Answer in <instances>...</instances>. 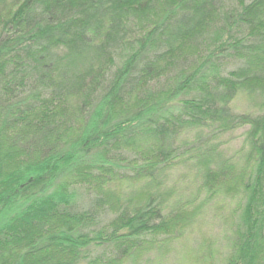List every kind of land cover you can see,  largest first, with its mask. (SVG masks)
<instances>
[{
  "label": "trees",
  "instance_id": "trees-1",
  "mask_svg": "<svg viewBox=\"0 0 264 264\" xmlns=\"http://www.w3.org/2000/svg\"><path fill=\"white\" fill-rule=\"evenodd\" d=\"M228 196L264 264V0H0V264H140Z\"/></svg>",
  "mask_w": 264,
  "mask_h": 264
},
{
  "label": "rangeland",
  "instance_id": "rangeland-1",
  "mask_svg": "<svg viewBox=\"0 0 264 264\" xmlns=\"http://www.w3.org/2000/svg\"><path fill=\"white\" fill-rule=\"evenodd\" d=\"M231 107L237 113L254 114L259 111V104L251 102L243 94L234 99ZM244 132L245 129H238L221 140L225 154L233 156L239 166L244 165L238 154L244 147ZM191 179L187 167L178 166L171 173L170 184L177 189H187ZM112 188L116 189L117 185ZM118 189L127 191L131 185L122 184ZM236 199L229 196L214 199L200 210L194 224L186 228L180 238L171 239L160 244L159 248L149 250L140 264H224L230 250L231 228L238 209Z\"/></svg>",
  "mask_w": 264,
  "mask_h": 264
}]
</instances>
